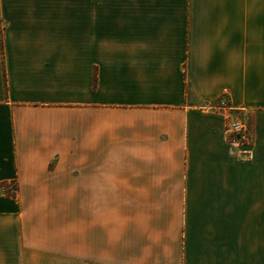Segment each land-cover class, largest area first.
<instances>
[{
  "label": "crops",
  "instance_id": "crops-1",
  "mask_svg": "<svg viewBox=\"0 0 264 264\" xmlns=\"http://www.w3.org/2000/svg\"><path fill=\"white\" fill-rule=\"evenodd\" d=\"M12 180L0 264H264V0H0Z\"/></svg>",
  "mask_w": 264,
  "mask_h": 264
},
{
  "label": "built area",
  "instance_id": "built-area-1",
  "mask_svg": "<svg viewBox=\"0 0 264 264\" xmlns=\"http://www.w3.org/2000/svg\"><path fill=\"white\" fill-rule=\"evenodd\" d=\"M228 140L232 143H250L253 138L251 124L246 116L231 115L226 123Z\"/></svg>",
  "mask_w": 264,
  "mask_h": 264
},
{
  "label": "trees",
  "instance_id": "trees-1",
  "mask_svg": "<svg viewBox=\"0 0 264 264\" xmlns=\"http://www.w3.org/2000/svg\"><path fill=\"white\" fill-rule=\"evenodd\" d=\"M16 184V187L14 188V191H10V190H6V192H3L4 194L6 195H9V196H13L14 198H16L17 196V191H18V183H17V180H12V181H2L0 182V186H5V185H8L9 183H13Z\"/></svg>",
  "mask_w": 264,
  "mask_h": 264
},
{
  "label": "rangeland",
  "instance_id": "rangeland-1",
  "mask_svg": "<svg viewBox=\"0 0 264 264\" xmlns=\"http://www.w3.org/2000/svg\"><path fill=\"white\" fill-rule=\"evenodd\" d=\"M223 100L226 101V102L229 101L227 98H225ZM239 115L246 116L244 114H239ZM246 117L248 118V116H246ZM248 120H249V118H248ZM15 187H16V184H14V182L13 183H9L8 185H5V186H0V193L6 192V190H10V191L13 192Z\"/></svg>",
  "mask_w": 264,
  "mask_h": 264
}]
</instances>
